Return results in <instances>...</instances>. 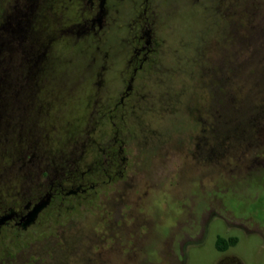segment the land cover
<instances>
[{
  "label": "rangeland",
  "instance_id": "1",
  "mask_svg": "<svg viewBox=\"0 0 264 264\" xmlns=\"http://www.w3.org/2000/svg\"><path fill=\"white\" fill-rule=\"evenodd\" d=\"M123 1L93 40L64 32L85 22L86 0H51L47 70L34 101L11 113L0 155L28 144L37 154L44 145L56 163L68 151L82 154L98 110L102 120L115 114L132 26L150 13L154 52L112 133L125 142L124 167L50 208L24 234L27 245L0 236V264H219L218 237L237 239L227 253L243 264H264V79L244 68L264 67V0H150L139 11ZM230 109L244 114L231 121ZM21 122L26 133L17 138ZM7 164L0 156V172ZM8 189L0 184V194Z\"/></svg>",
  "mask_w": 264,
  "mask_h": 264
},
{
  "label": "flooded vegetation",
  "instance_id": "2",
  "mask_svg": "<svg viewBox=\"0 0 264 264\" xmlns=\"http://www.w3.org/2000/svg\"><path fill=\"white\" fill-rule=\"evenodd\" d=\"M120 1L86 0L85 22L73 25V27L78 25L81 29L76 32L71 28L67 30L71 31L70 33H75L76 38L85 33L88 37H93V40L101 39L103 33L106 32L103 22L107 10L109 8L117 10L115 6L119 5ZM149 1L124 0L123 3L128 4L130 9L139 11L141 5L144 6V3ZM147 10L148 5L145 4L144 12ZM148 14L146 16L137 15L132 26L131 51L128 56L123 58L121 63L123 67L120 71L121 77L126 81L125 86L119 101L110 107V110L115 114L102 120V109L98 110L96 125L92 128L91 135L80 145L82 154L68 151L69 156L63 154L59 157V162L56 163L54 158L50 157V154L53 155V153L51 150L45 149L44 145L40 144L41 153L37 154L32 150L33 145L28 144L17 152L0 155L3 161L8 163L6 168L0 172V184L9 185L10 188V190H3V194H0V236H6V234L9 236L12 233L18 236V244L27 245L23 238L24 234L33 231L42 215L50 208L53 211L54 209L60 210L64 206L72 204L73 199L84 197L85 194L91 193L99 186L96 179L100 175L119 174L122 171L127 160V157L123 155L125 142L116 135L118 130L115 129L118 123L125 119L128 112L127 107H132L130 103L132 80L143 69L148 58L154 52L151 43V28H149L150 13ZM260 41L264 42V39ZM105 120L112 123L109 129L101 127ZM97 138L102 141L99 142ZM76 149L80 148L76 147ZM86 156L89 161L85 165L83 158ZM45 199H48L49 203L38 213L33 223L27 224L26 220L35 205ZM26 239L28 238L26 237ZM229 248L230 246L224 250L218 249L223 253L219 264H243L238 256L227 253Z\"/></svg>",
  "mask_w": 264,
  "mask_h": 264
},
{
  "label": "trees",
  "instance_id": "3",
  "mask_svg": "<svg viewBox=\"0 0 264 264\" xmlns=\"http://www.w3.org/2000/svg\"><path fill=\"white\" fill-rule=\"evenodd\" d=\"M6 2V7L0 4V137L5 139L14 125L10 118L11 113H22L34 101L41 86V76L47 70L46 62L50 54L45 51L47 40L44 37L43 20L51 0ZM40 27L43 31L38 29ZM68 28L73 29L68 26L64 32H69ZM253 65L245 63L244 68L249 69L252 77L264 79V67L257 69ZM262 84L264 85V81ZM225 103L223 100L221 110L226 108ZM40 105L39 101L37 112L40 111ZM228 112L231 121L244 114L232 109ZM24 128L22 122L16 124L17 138L25 137ZM236 242V238L227 240L218 237L216 245L219 250H224Z\"/></svg>",
  "mask_w": 264,
  "mask_h": 264
},
{
  "label": "water",
  "instance_id": "4",
  "mask_svg": "<svg viewBox=\"0 0 264 264\" xmlns=\"http://www.w3.org/2000/svg\"><path fill=\"white\" fill-rule=\"evenodd\" d=\"M49 203L48 199L43 200L42 202L35 205L33 211L30 213L28 219L26 220L27 224H31L35 221L38 213Z\"/></svg>",
  "mask_w": 264,
  "mask_h": 264
}]
</instances>
